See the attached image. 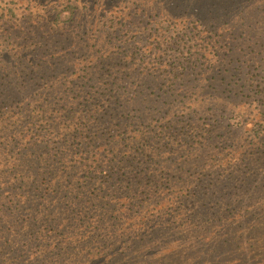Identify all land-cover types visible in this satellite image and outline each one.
Segmentation results:
<instances>
[{"label": "rangeland", "instance_id": "1", "mask_svg": "<svg viewBox=\"0 0 264 264\" xmlns=\"http://www.w3.org/2000/svg\"><path fill=\"white\" fill-rule=\"evenodd\" d=\"M43 1L39 17H28L35 35L12 65L19 60L15 72L28 74L60 62L77 71L79 88L46 97L32 85L21 94L0 71V264H264V128L256 116L264 106V0H78L75 16L41 40L50 10L73 2ZM108 67L121 73L113 86ZM124 84L134 94L118 101L105 90ZM92 85L111 99L94 127L86 112L98 99L85 95ZM112 109L135 117L128 126L117 119L109 137ZM237 109L252 128H225ZM93 135L100 148L135 151L114 173L133 184L118 195L150 198L143 226L99 215L113 193L93 190L64 158ZM150 148L153 158L145 157Z\"/></svg>", "mask_w": 264, "mask_h": 264}, {"label": "trees", "instance_id": "2", "mask_svg": "<svg viewBox=\"0 0 264 264\" xmlns=\"http://www.w3.org/2000/svg\"><path fill=\"white\" fill-rule=\"evenodd\" d=\"M43 3H46L43 0H0V71L7 73V76H3L2 80L8 79L6 82V85L11 86L13 83L14 87H19L22 89L21 94L25 92L27 87L34 88L33 86L37 88H45L47 89L44 92V95L47 97L49 95V90L51 92L57 91L58 95H68L74 92L75 88H79L78 80L79 77L77 75L76 70L70 71V68L61 67V63H55V62H49L48 64H44L40 68L31 69L28 74L24 73V70L21 69L19 72H15V70L19 66V60H17L13 65L12 62L15 59H20L19 53L22 49H26L27 41H32L33 35H30L29 31V25L27 24L29 22V16L33 14L36 18L37 13L36 11L40 8L43 9L44 5ZM78 0L71 1H65L61 2L58 6H56L53 10H50L51 17L47 21L43 20L41 24V33L39 35V39L44 40L46 38L51 37L50 31L55 28V26H59L62 23L69 22L74 16L75 12L78 9L79 5ZM39 17V16H38ZM39 24V23H38ZM36 26V25H35ZM12 65V66H11ZM183 68V67H182ZM114 67H108V73L106 77H108L112 82L110 83V86L114 85V81L117 77H120L118 71H115V74H112L111 70H114ZM102 74V73H101ZM103 77V74L101 75ZM19 79L20 81L16 80L15 78ZM28 77V80L24 82V80ZM128 75L126 74L124 76V81H127ZM174 78H177L178 75H173ZM29 80L32 83L30 86ZM89 80V78H88ZM33 85V86H32ZM30 88V89H31ZM92 91L85 92V95H96L97 96V105L93 107L92 111H87L86 115L89 119L93 120L89 122V125L91 127H94L96 124L99 123V121L103 120V117L95 118L94 116L99 113V111L105 106L104 104L110 103L111 99L109 97H102L103 91H100L98 86L92 85L89 87ZM109 93H112V95L116 96L118 101V98L122 95L125 96V94H132L134 90H130L127 88V86L119 85L114 88L107 87L105 89ZM134 94V93H133ZM46 98H44L45 100ZM203 98L199 100L195 106H199L203 102ZM101 102V103H100ZM195 103V102H194ZM212 105V103H210ZM186 109H191L192 106L190 103L186 104ZM221 111V109L219 110ZM75 113V112H74ZM114 109H112V112L110 114V117L112 118V121L105 123V126L112 125V127H106L108 128V133L110 136H114V128L117 125V119H121V122L124 126H128V121L132 119L133 115H130L129 113H122L119 116L115 114L113 115ZM194 113V112H190ZM73 115V114H72ZM221 114H217V116H220ZM222 116V115H221ZM247 112L243 111L242 109H237L234 111L227 119V125L229 122L228 127L238 128V129H245V128H252L255 125V121L253 118L248 119ZM256 116L260 120V125H263L264 128V106L261 108H258L256 111ZM76 122H78L81 118L78 117L77 114H75ZM224 117V116H222ZM218 121L221 123V119L217 117ZM106 121V120H105ZM73 129V127H71ZM75 128V127H74ZM104 131V130H103ZM80 132V130L78 131ZM82 136V135H81ZM77 138H80L78 136ZM99 140V137L97 135H93L91 137L88 144H76L73 145L69 151L66 150L65 156L70 155L71 158L69 159L73 165V168L79 167L83 171H85V174L82 175L84 179H86L87 184H92L93 190H97L98 193H113L111 197L115 198H107L104 197V199H108L107 205L105 208L101 207L96 212H98L99 215H106L108 213H111L113 215H121V216H127L129 217H135L136 220L134 221V226L141 225L143 226L144 218L149 215L148 206H150V201L147 199L150 198H142L138 199L137 201L129 200L127 201L126 198L121 197L118 195L119 193L127 194V189H130L129 186H132L133 184L125 182V179H121L115 174L114 172L116 170H122L125 168L124 164L127 163V160H134L135 157V151L132 153H119L113 151L112 148H100L99 146L102 145V143L97 142ZM16 146L18 149H22L24 151H30L31 148L34 146L33 144H19L17 143ZM19 151V150H18ZM152 149L150 148V153L146 154L145 157L147 158H153L151 156ZM70 153V154H69ZM234 153V152H233ZM125 154L126 159L125 160ZM137 162V161H136ZM138 163V162H137ZM117 167V169H116ZM161 171H163L162 167H159ZM126 173L122 172L121 176H124ZM79 181L83 182V179H79ZM125 182V183H124ZM49 191L44 190L43 195H47ZM51 193V192H50ZM174 199H177V197H171L168 200L173 201ZM121 200H125L128 202V206L126 210L123 209V206L120 205ZM145 202L144 205L141 203ZM110 204V205H109ZM102 209V210H100ZM101 213V214H100ZM248 215H245L244 218H247ZM127 219V218H126ZM241 218H238L236 221H239ZM244 221L239 222L238 224V230H242V227L244 226ZM162 225L163 222L161 223ZM158 225L154 226V228H158ZM149 231H146L142 234L147 235ZM124 235V234H123ZM122 235V236H123ZM128 236V235H127ZM131 239L132 236H129ZM124 239V237H123ZM177 252V250H176ZM170 253V252H169Z\"/></svg>", "mask_w": 264, "mask_h": 264}]
</instances>
